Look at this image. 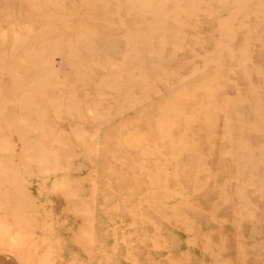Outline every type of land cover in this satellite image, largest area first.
Listing matches in <instances>:
<instances>
[{"label": "rangeland", "instance_id": "374dc122", "mask_svg": "<svg viewBox=\"0 0 264 264\" xmlns=\"http://www.w3.org/2000/svg\"><path fill=\"white\" fill-rule=\"evenodd\" d=\"M0 264H264V0H0Z\"/></svg>", "mask_w": 264, "mask_h": 264}]
</instances>
